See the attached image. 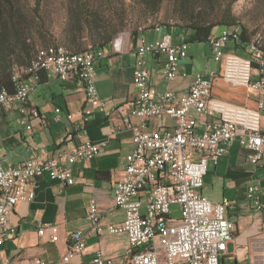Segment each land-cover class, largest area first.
<instances>
[{
  "label": "built area",
  "instance_id": "1",
  "mask_svg": "<svg viewBox=\"0 0 264 264\" xmlns=\"http://www.w3.org/2000/svg\"><path fill=\"white\" fill-rule=\"evenodd\" d=\"M239 36L238 27H224L218 33L211 31L206 42L212 60L221 65V78L226 83L246 86L258 93L254 108L212 97V73H195L187 92L179 96L169 90L154 91L145 57H163V75L172 80L178 73L179 62L186 57L187 45L172 43L168 35L151 42L142 35L137 38L132 76L137 94L132 101L116 108L119 112L129 110L141 120L127 125L132 150L124 158L114 185L113 208L124 212V221L111 228L101 226L94 201L89 202L85 211L97 234L126 236L129 248L134 250L130 264H221L227 244L232 241L235 225L226 212L233 203L227 199L212 203L201 195V189L208 164L216 166L234 141L249 150L247 160L252 166L264 160V38L260 33L249 37L243 45L247 56L242 57L227 48L229 43L237 45ZM105 56L104 50L91 47L73 54L62 46H52L40 50L28 68L13 70V95L0 86L1 110H10L14 104L25 105L41 73L64 82H80L87 105L79 123L73 121L72 114L65 116L66 138L75 142L68 153L45 161L29 159L7 168L1 167L0 156V247L15 238L16 226L12 223L15 208L32 201L36 178L47 174L50 180L63 186L72 185L75 178L58 160L89 161L105 148L106 142L93 143L87 139L85 129L92 112L102 111L105 105L94 83L95 63ZM22 111L42 123L37 110L22 108ZM162 117L171 120L170 129L147 127V122ZM52 121L61 120L53 116ZM191 152L199 155L198 161L190 159ZM247 197L255 209L262 208L256 185L248 188ZM174 206L178 218L171 216ZM46 230L51 233L50 241L56 242L58 227H42L37 233L43 237ZM84 250L83 234L76 231L62 261L68 262ZM28 264L47 263L33 258ZM91 264L115 263L98 251Z\"/></svg>",
  "mask_w": 264,
  "mask_h": 264
},
{
  "label": "crops",
  "instance_id": "2",
  "mask_svg": "<svg viewBox=\"0 0 264 264\" xmlns=\"http://www.w3.org/2000/svg\"><path fill=\"white\" fill-rule=\"evenodd\" d=\"M156 26H160L157 30ZM222 27L212 31L218 33ZM142 35L151 42L168 35L174 44H186V57L179 62L178 73L172 80L163 75V57H145V67L150 71V87L154 91H171L175 96L187 92L195 73H212V97L239 106L254 108L258 93L246 86H231L221 78V65L212 60L208 43L196 39L192 29L169 24H155L143 28ZM134 45L122 54H111L105 49V57L95 63L94 83L100 99L105 101L102 111H93L85 124L86 138L93 143L106 142L105 148L92 160H58L68 169L76 182L63 186L43 174L34 181V198L15 208L12 223L16 236L0 247V264H28L40 258L47 264H91L96 252L115 264H130L132 251L124 234H97L85 217L90 201H94L99 213V224L106 228L118 226L124 221V212L113 208L114 185L119 177L124 158L132 150L129 123L140 119L129 110L116 108L132 101L137 91L132 85L135 69ZM227 48L246 57L243 45L229 43ZM254 79L258 76L254 72ZM87 107L80 82H64L57 77L41 73L35 91L25 105L14 104L10 110L0 109L1 167H16L29 159L45 161L68 153L75 142L66 138V114L73 115L79 123L81 112ZM30 109L37 110L42 123L28 118ZM58 116L60 122H53ZM151 130H168L172 122L167 117L147 122ZM249 150L234 141L216 166L208 164L201 195L212 203L227 199L233 206L227 210V218L235 225L232 241L227 244L221 264H264V160L256 167L247 157ZM193 162L199 155L191 152ZM258 187L260 210L248 199L250 186ZM178 213L172 207L171 214ZM58 227V240L50 241V231L38 235L42 227ZM81 231L85 250L63 262L70 246V237ZM144 249V248H143Z\"/></svg>",
  "mask_w": 264,
  "mask_h": 264
},
{
  "label": "trees",
  "instance_id": "3",
  "mask_svg": "<svg viewBox=\"0 0 264 264\" xmlns=\"http://www.w3.org/2000/svg\"><path fill=\"white\" fill-rule=\"evenodd\" d=\"M163 1L139 0V4L155 16ZM169 1L177 20L171 24L192 29L199 41H205L214 28L237 27L231 16L219 17V6L213 0ZM116 5L113 0H67V21L57 40L40 16V0L33 7L27 0H0V86L13 95V70L28 68L40 50L52 46H62L73 54L91 47L115 55L135 46L141 27L128 28L123 3L119 9ZM239 31V44L244 45L249 37L244 28Z\"/></svg>",
  "mask_w": 264,
  "mask_h": 264
},
{
  "label": "rangeland",
  "instance_id": "4",
  "mask_svg": "<svg viewBox=\"0 0 264 264\" xmlns=\"http://www.w3.org/2000/svg\"><path fill=\"white\" fill-rule=\"evenodd\" d=\"M27 1L33 7L36 0ZM113 1L117 3L118 9L123 3L126 13L125 22L130 29L137 26L151 27L158 23L163 25L177 23L172 1H163L155 16L147 14L139 4V0ZM213 2H215L214 5L219 6V17L231 16L233 24L239 29L244 28L247 37L260 33L264 38V0H213ZM66 4L67 0H40V16L47 25H50V30L57 40L60 39L61 30L67 21ZM171 216L178 218L179 214L176 212Z\"/></svg>",
  "mask_w": 264,
  "mask_h": 264
}]
</instances>
